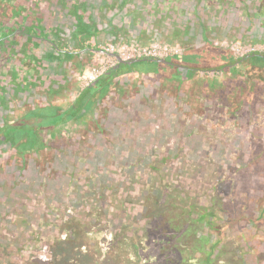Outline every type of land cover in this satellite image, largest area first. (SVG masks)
Returning a JSON list of instances; mask_svg holds the SVG:
<instances>
[{
	"label": "rangeland",
	"instance_id": "obj_1",
	"mask_svg": "<svg viewBox=\"0 0 264 264\" xmlns=\"http://www.w3.org/2000/svg\"><path fill=\"white\" fill-rule=\"evenodd\" d=\"M215 1L210 0L207 9L201 10L212 31V40L230 47L236 56L253 51L263 53L264 0H244L245 8L234 9L235 13L226 18H215L217 15L209 12ZM159 2L163 3V11L173 0H133L132 11L117 17V22L127 27L131 36L111 40V36L101 34V46L106 50L94 53L79 82L70 85L63 97H52V104L68 109L76 103L83 87L118 62V55L128 60L142 55L163 58L178 54L181 61L185 46L165 31L173 30L180 20L175 25L174 19L164 18L163 24H157L156 19L163 17L158 10ZM176 3L174 9L182 17V23H191L190 34L198 33L191 45L199 47L204 41L200 36L203 20L191 17L199 11L195 7L207 2L176 0ZM145 28L154 34L141 44L133 35ZM255 38L260 41L249 42ZM251 74L255 78L253 100L240 106L236 99L243 98L239 88L246 79L228 71H198L181 83L167 81L154 72L121 71L116 80L125 86L124 93L114 88L100 98L94 109L85 107L86 115L82 118L68 117L61 129L54 131L55 135L43 132L46 145L24 166V179L17 184V198L20 192H26L30 198L36 195L35 201L28 204L22 199L17 205L14 201H5L6 204L17 206V219L40 220L50 200L65 197L59 191L71 190L72 200L82 199L100 214L113 213L120 235H130L135 240L144 235L164 238L168 264H200L198 254L192 250L195 239L189 226L183 225L181 231L172 228L175 217L181 213L177 203L182 199V204L189 206L203 201L207 204L215 193L211 188L213 181L228 175L233 163H242L244 152L258 141L257 134H264L263 74L253 69ZM202 76L216 80L218 87L214 94L204 92L203 85L208 83L200 82ZM47 98L40 92L15 102L8 109L10 119H16L29 106L46 105ZM9 154V150H0V161ZM73 155L77 156L76 161H72ZM170 156L175 158L163 160ZM42 174L47 176L41 178ZM55 175H66L62 184ZM244 178L247 179L242 180L239 190H244L252 180L247 174ZM174 187L179 189L178 199ZM120 217L124 218L119 221ZM227 242L220 245L212 264L250 263L242 250ZM171 253H176V257Z\"/></svg>",
	"mask_w": 264,
	"mask_h": 264
},
{
	"label": "flooded vegetation",
	"instance_id": "obj_2",
	"mask_svg": "<svg viewBox=\"0 0 264 264\" xmlns=\"http://www.w3.org/2000/svg\"><path fill=\"white\" fill-rule=\"evenodd\" d=\"M205 1L204 6L195 7L199 11L194 13L191 20L204 19L201 10H206L211 3L210 0ZM162 4L158 3V10L163 17L178 19L181 25L183 19L174 9L176 0L168 3L163 11ZM132 5L133 0H0V116L9 114L8 109L15 102L27 100L33 94L41 92L48 100L66 95L70 85L79 82L81 73L90 64L91 56L106 50L101 46V34L117 40L114 27L127 29L117 22V17L123 12L132 11ZM209 8L210 13L217 15L215 18H226L235 13L234 9H244L245 2L217 0ZM79 19L84 21L80 22L82 28L85 24L92 27L86 40L77 33ZM208 32L211 33V29ZM255 39L256 42L260 41ZM209 40L213 41L211 34ZM253 40L249 39V42ZM201 44L199 47L194 45V48L203 47L204 41ZM207 48H211V45ZM260 52L253 51L241 56L234 54L235 58L228 69L221 71L250 79L252 62ZM181 61L177 62L190 67ZM124 65L125 61L118 60L102 75H110L113 69ZM201 65L196 51L191 65L195 73L218 70L204 69ZM254 71L258 72L255 68ZM102 75L83 87L78 96L85 88L96 85ZM245 86L246 80L239 90ZM49 93L52 97H49ZM62 124L47 130L56 131L61 129ZM43 149L34 152L39 153ZM73 157L72 161H76L77 156ZM45 176L40 175L41 178ZM65 176L55 175L56 179H64ZM174 190L178 199L179 189L174 187ZM59 192L65 197L50 200L43 218L34 220L17 219V206L7 205L3 189H0V264H168L164 238L144 235L135 240L130 235H120L113 213L100 214L97 209H92L90 203L85 204L82 199L77 202L72 200L71 190ZM34 199L36 195L27 203H33ZM182 201H177L181 213L178 212L173 221L175 231H181L185 224L189 226L188 221L198 211V204L189 206L182 204ZM12 211L14 215L11 216ZM123 218L120 217L119 221ZM87 224L90 227L86 229L84 225ZM192 250L195 251L193 246ZM169 255L176 257L177 254Z\"/></svg>",
	"mask_w": 264,
	"mask_h": 264
},
{
	"label": "trees",
	"instance_id": "obj_3",
	"mask_svg": "<svg viewBox=\"0 0 264 264\" xmlns=\"http://www.w3.org/2000/svg\"><path fill=\"white\" fill-rule=\"evenodd\" d=\"M156 20L157 24H163L165 21L164 17ZM80 22L84 21L79 19L77 33L82 34V38L86 40L90 37L92 27L85 24L86 26L82 28ZM174 23L176 25L178 21L175 20ZM200 23L202 24L200 36L205 45L199 49L191 45L193 37L198 35L197 32L190 34L191 23H181V25L174 26L173 30L165 29L169 31L173 39L179 38L181 45L185 46L182 58L190 66L188 68L177 62L180 57L178 54L164 57L165 60L154 55L133 57L125 60L126 65L117 70L113 69L110 75L108 73L102 75L96 85L85 88L77 97L76 103L71 104L64 111L60 105L52 104V99H50L47 105L29 106L16 119L11 120L9 114L2 116L0 119V122L2 120L0 150L10 151L9 156L0 161V189H3L5 201H14L15 205L20 204L22 199L26 202L30 201L31 198L26 192H20L17 198V184L24 179L22 176L24 166L36 158L34 151L46 145L43 143V132L62 124L68 117L82 118L86 115L85 107L94 109L100 98L105 97L114 88L124 93L125 86L116 80V75L121 71L154 72L162 74L167 81L181 83L196 74L191 66L196 51L204 69L227 70L229 63L235 58L234 51L229 47H219L214 41H210L206 21L203 20ZM113 32L116 39H127L131 36V32L122 26L114 27ZM153 34L154 32L145 28L133 36L141 44H145L146 39ZM253 42H256V39ZM210 45L211 48H207ZM261 54L264 52L256 54L252 68L262 72L261 81L264 87V56ZM250 77L246 79L243 91H240L243 98L236 99L240 106L243 102L249 104L253 100L255 91L253 80L255 78L253 74H250ZM200 82L208 83V85H203L205 93L214 94L216 92L218 87L216 80L206 77L200 79ZM49 97H52V94L49 93ZM50 132L54 133V131ZM257 136L258 141L249 147L247 153L241 154L242 163H233L228 175L218 177L213 181L211 188L215 193L212 194L207 204L203 201L198 205L195 216H191L188 221L189 230L194 234L195 239L193 248L198 253L200 264H212L217 252L220 251V245L227 241L233 242L232 244L237 246L238 251L242 250V253L247 255L245 258L250 260L248 264H264V134H257ZM174 158L170 156L166 161H172ZM245 174L250 175L252 180L243 187L244 190H239L238 186L242 180L247 179L244 178ZM63 181V178L57 180L60 184ZM236 241L239 243L236 244ZM245 250H252L253 253Z\"/></svg>",
	"mask_w": 264,
	"mask_h": 264
},
{
	"label": "water",
	"instance_id": "obj_4",
	"mask_svg": "<svg viewBox=\"0 0 264 264\" xmlns=\"http://www.w3.org/2000/svg\"><path fill=\"white\" fill-rule=\"evenodd\" d=\"M110 54H114L113 52H111ZM116 58H118V60H119V62H122V61H125L123 58H121V56H117ZM162 60H165V59H163L162 57H160Z\"/></svg>",
	"mask_w": 264,
	"mask_h": 264
}]
</instances>
